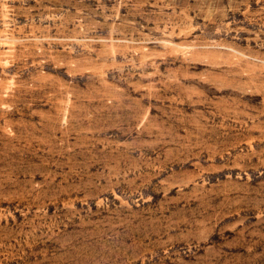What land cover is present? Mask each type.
Instances as JSON below:
<instances>
[{"label":"rangeland","instance_id":"374dc122","mask_svg":"<svg viewBox=\"0 0 264 264\" xmlns=\"http://www.w3.org/2000/svg\"><path fill=\"white\" fill-rule=\"evenodd\" d=\"M0 264H264V0H0Z\"/></svg>","mask_w":264,"mask_h":264}]
</instances>
